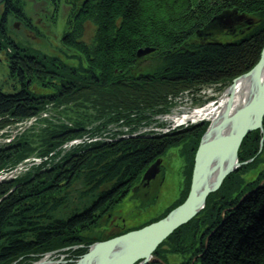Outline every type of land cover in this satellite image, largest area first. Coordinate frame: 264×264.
Here are the masks:
<instances>
[{
    "label": "trees",
    "instance_id": "1",
    "mask_svg": "<svg viewBox=\"0 0 264 264\" xmlns=\"http://www.w3.org/2000/svg\"><path fill=\"white\" fill-rule=\"evenodd\" d=\"M19 1L5 0L0 18V51L6 53L10 78L20 86L13 95L0 92V129L37 115L47 103L93 108L95 122L110 119L111 113L128 120L135 112L143 119L145 113L167 111L166 97L178 90L229 85L257 64L264 46V0H88L63 41L78 53L71 58L76 62L67 66L56 57H33L23 52L8 36L7 18L21 11ZM225 12L242 16L243 24L252 22L249 30L248 25L238 28L236 24L234 40L223 37L199 42L196 34L208 32L212 19ZM87 23L95 29L88 45L77 42ZM141 48L156 50L152 54L155 66L149 73H138L135 55ZM32 84L38 91L43 86L45 93H34ZM80 125L76 123L75 130L64 127L59 133H43L41 156L62 144L68 135L77 134L83 127ZM206 127L203 124L165 137L93 146L64 156L50 171L36 170L23 176L13 187L1 185L0 264H12L19 258L31 264L46 253L83 245L67 253L70 260H77L93 243L85 231L126 197L150 164L173 150L182 161L183 195L156 220L164 218L188 194L194 155ZM262 137L264 140V119L263 134H249L239 149L240 162H253L228 176L207 198L204 210L176 230L164 246L193 244V249L198 247L196 254H202L199 264H264V187L238 204L264 179V146L259 151ZM25 140L0 151V170L34 151ZM5 158L11 160L10 166L3 162ZM77 180L84 183L86 204L69 217H56L58 208L68 203L67 190ZM14 187L16 192L6 195ZM59 194L64 196L58 198ZM231 206L233 210L222 215ZM199 220L204 229L197 242H189L187 237L193 234L192 227L198 228Z\"/></svg>",
    "mask_w": 264,
    "mask_h": 264
},
{
    "label": "water",
    "instance_id": "2",
    "mask_svg": "<svg viewBox=\"0 0 264 264\" xmlns=\"http://www.w3.org/2000/svg\"><path fill=\"white\" fill-rule=\"evenodd\" d=\"M2 1L0 0V3ZM240 20L234 14L225 13L214 18L212 22L215 23L214 26L217 29L230 30ZM153 51L150 48L139 49L136 52V58H142ZM248 74L252 78V83L243 85L244 78L241 77L236 90L228 89L216 108L203 107L202 110L175 117L177 122L185 121L190 116L194 118L203 116L213 120L204 134L195 156L191 186L186 201L165 219L159 222L156 220L139 232L132 231L127 235L93 242L87 246V250L91 246L88 253L83 254V257L80 256L79 258H82L74 264H136L137 260H140L139 264H146L147 261L148 263L157 261V256H152V253L168 235L187 224L201 209L203 210L207 196L212 192L214 193L221 186L223 180L236 171L239 161L238 150L243 139L249 133L262 129L264 117V48L258 64ZM235 83L236 81L233 82V84ZM237 90H241V94H237ZM231 93H235V100H231ZM223 99H227V102H223ZM160 123H162L161 118ZM91 127L93 130L90 134L68 138L56 146V151L48 152L44 156H41L39 152L22 158L21 161L24 162L18 168L16 167L13 172H7L6 168L3 169L2 174H0V183L23 177L35 167H39L41 171L49 169L51 168L50 164L52 167L58 164L57 162L64 158L71 147L80 146L87 139L96 136L120 133L123 130V124L117 119L93 124ZM72 142L73 146H71ZM9 164L6 165L10 166ZM160 164L161 161L157 160L145 172L141 184L147 185L159 175ZM74 247L77 249L84 248L83 245ZM55 253L56 251H52L44 254L34 264H59L55 262L59 260L68 261L64 257L61 258L62 255ZM12 264L28 263L14 261ZM65 264L69 263L65 262Z\"/></svg>",
    "mask_w": 264,
    "mask_h": 264
},
{
    "label": "rangeland",
    "instance_id": "3",
    "mask_svg": "<svg viewBox=\"0 0 264 264\" xmlns=\"http://www.w3.org/2000/svg\"><path fill=\"white\" fill-rule=\"evenodd\" d=\"M26 5L28 7L30 6L28 2L26 3ZM27 14L28 16H31L30 17L31 20L34 19V12L29 10ZM18 19L21 18L19 17ZM60 21L61 19H59V21L57 20L56 25L53 26L52 20H49L47 22L49 28L48 29L46 28L44 32H39L44 37L45 35H49L51 30L52 36L49 37L45 36L46 38L43 39L45 43L36 42L33 41L32 38L25 37L20 28V25H18L17 32H14L15 30H13L14 32L13 35L16 45L18 46L19 49L27 51V53L31 56H36V57L43 56L49 58L56 56L62 61L63 60L68 62L72 61L71 58L73 55L70 52H67L64 49L63 50L58 49V46L60 45L58 41L59 40L58 34L60 31V27L62 25ZM10 24H12V21L10 22ZM91 35H93V29L90 26H87L85 28L84 40L85 41L89 40ZM154 66H155L154 60L151 58H147L146 60L140 63L139 66L140 72L138 71V73L139 74L149 73L154 69L153 68ZM31 87H36V85L32 84ZM39 87H40V91H37L36 94H44L45 93L43 91L44 87L43 86H39ZM18 91H19L18 83L14 79L10 78L8 74L6 55L5 53H0V92L4 95H12L17 93ZM218 91L219 90L215 91L212 86L210 87L204 86L202 90L200 86H195L190 90L181 89L178 90V92L169 94L166 97L168 104L167 107L170 108L176 104H178V106H182L181 103H184L186 107H204L206 104L204 100H206L207 97H212L213 98L212 100H215V98L220 95ZM177 95L181 97V99H179ZM55 106L56 105L54 103L45 104L43 106V109L39 112L40 113L39 117H37L36 118L37 120L34 121L33 123H31L33 121L32 120L29 123H25V124L13 123L5 126L4 128H1L0 146L4 144L2 149L5 150L8 142L11 140L12 143L15 144L19 141L27 142L25 140L27 139L29 140L28 143H30L31 146L34 148V151L28 154V156H31L39 152L40 154H42L43 148L40 145L39 140L45 134V132L54 130V132L59 133L61 132L60 130H63L64 127L67 128L68 130H75L76 129L75 124L82 123V125L80 126L83 127L78 129V133L72 136L68 135L66 137V139H68V138L90 134L91 131L93 130V128L91 127V125L93 124L118 119L116 118V114L114 116V113H111L109 116L110 119H100L97 122H95L93 118L96 117V113L95 110H93V108L88 109L86 107H82V109H80L73 106L72 108H68L65 111L59 112L56 110H52L53 108H55ZM205 125L208 127V124ZM98 144L99 143H96L94 146H98ZM263 146H264V140L262 144L261 143L259 144L260 152L263 150ZM53 151H56V147H54L52 150L48 152H53ZM172 151L173 150L169 151L163 158L164 160L162 162L163 172L161 177L163 183L157 197L154 198L155 202L151 203L150 199L148 200L141 199L132 202V200L123 198L120 201V204L119 205L117 204L118 206L115 207L114 210L112 211V215L114 216L112 217V219L108 215H105L98 221V223L95 226H93V228H91L89 231L88 230L85 231V234L87 233L88 240L91 239L93 242L101 241L102 238L101 234L103 233V231L106 230V227L109 228V227H113L114 225L120 224V225H124V228H129V227L133 228L142 223L147 222L150 219L159 217L166 210V208L170 203H172L173 201H177L183 195V193H180L181 191H179L180 189L183 190L184 187V183H182L183 177L181 174L182 161L179 159L177 152L175 151L172 152ZM49 169L42 170V172H46ZM15 181L16 179L10 180L8 182H3L0 183V186L4 185V187H6V184H9V186L12 185L13 187ZM69 190L70 192H68V194L66 195V197L68 198V203L66 205L62 204L60 208H58V210L55 213L56 217L60 218V216L64 214L66 217H69L74 212L77 211L78 206L81 207L86 204L83 196V192L85 191L84 183L77 180L75 183L71 185V187L67 191ZM218 190L219 189L215 190L214 192H217ZM9 191L11 192V194H14L16 192V189L14 190L10 189ZM211 194H209L207 198ZM249 194L250 193L248 192L247 194L245 193L240 198L239 201H243L245 197H247ZM153 195H154L153 192L149 191V197H152ZM62 196L64 195L59 194L58 198ZM206 201L207 199L205 200L203 210L206 206L207 203ZM232 210L233 208L231 206L223 210L222 215ZM199 214L200 213H198L197 215ZM197 215L193 219H195ZM116 218L117 221H114ZM196 224L197 225L200 224V225L198 226V228L195 226L192 227V230L191 229L190 230L193 234H190L187 237L188 241L192 243L195 241L197 242L199 240L198 238L201 235L202 230L204 229V225H202V222L200 220ZM120 230H124V229L118 227L117 229L112 231L119 232ZM99 232L102 233L98 235L97 233ZM97 238H99V240ZM203 243H204L203 248L205 249L206 241L204 240ZM184 244L185 243L181 242L180 244L174 245L172 247H170L168 244L166 246L162 244L161 246H159L160 249L158 251L159 255L157 256V261L150 262L148 264H186L187 262L190 264H198L196 259L199 260L202 257V254H196L198 247L193 249V244H191L183 248ZM154 256L156 255L154 254Z\"/></svg>",
    "mask_w": 264,
    "mask_h": 264
},
{
    "label": "bare ground",
    "instance_id": "4",
    "mask_svg": "<svg viewBox=\"0 0 264 264\" xmlns=\"http://www.w3.org/2000/svg\"><path fill=\"white\" fill-rule=\"evenodd\" d=\"M74 23H75V21H70V22H68V26H73L74 25ZM85 28V27H84ZM60 44V43H59ZM61 48V46H58V49H60ZM69 50H71V48H67L66 49V51H69ZM63 63H65L67 66L68 65H70V64H72V63H74V62H76V60H72V61H70V62H68V61H65V60H63L62 61ZM241 77H243L244 78V81H243V85H246V84H249V83H252V78H251V76L248 74H245V75H242V76H239V77H237V78H235V80L234 81H236V83L235 84H233V85H231V87L229 88L230 90H233V91H235L236 90V88H237V85H238V83H239V80H240V78ZM215 86H217V87H220V85L219 84H214ZM237 94H241V90H237ZM231 100H235V93H231ZM220 101V100H219ZM223 102H227V99H223ZM217 104H218V102L217 103H210V104H207V106H205L204 108H216V106H217ZM29 119V118H28ZM18 122H20V121H17V122H15V123H18ZM7 126V125H6ZM3 145L4 144H2L1 146H0V151H2V150H4V149H2L3 148ZM12 145H13V143H12V140L11 141H9L8 142V144H7V146H6V148L5 149H7V148H11L12 147ZM10 159H8V158H5L4 160H3V162L5 163V164H9L10 163ZM238 167H237V170H239L240 168H241V164H242V162H240V161H238ZM237 164H236V166H237ZM52 168H50L48 171H50ZM2 171L3 170H0V174H2ZM22 179V177H20V178H16V181L15 182H18V181H20ZM8 182V181H7ZM17 187V186H16ZM15 188H12V190H14ZM9 194H11V192L10 191H8V193L6 194V195H9ZM5 198V197H4ZM3 198V199H4ZM207 199V198H206ZM205 199V200H206ZM121 201V200H120ZM120 204V202H118V205ZM117 204H116V206H114L112 209H110L108 212H107V214L106 215H108L111 219H112V217H114L113 215H112V211L114 210V208L115 207H117L118 206ZM104 216V215H103ZM114 221H117V218L114 220ZM154 221H156V218H153V219H150V220H148L147 222H145V223H142V224H140V225H138V226H136V227H133V230L132 231H135V232H139V231H141L142 229H144L145 227H147L148 225H150L151 223H153ZM122 228V229H124V230H120L119 232H116V231H112V230H115V229H117V228ZM130 228V227H129ZM129 228H124V225H120V224H117V225H114L113 227H106V230L105 231H103V233L102 232H99V233H97L98 235L100 234V233H102L101 234V240H105V239H110V238H114V237H119V236H123V235H127L128 233H129ZM111 231V232H110ZM110 232V233H109ZM175 232V231H174ZM173 232V233H174ZM172 233V234H173ZM172 234H170V235H168L167 236V238H165L161 243H160V245L163 243V242H165V240L166 239H168ZM87 237V236H86ZM86 237L84 236L83 237V239H86ZM175 243L176 242H173L171 245H170V247H172V246H174L175 245ZM71 247V246H70ZM66 248H69V247H66ZM159 247H157L156 248V250L158 249ZM63 249H65V248H63ZM155 250V251H156ZM155 251H154V253H155ZM152 256H154L153 255V253H152ZM200 260V259H199ZM198 259H196V261L198 262L199 261ZM15 261H23V258H19V259H17V260H15ZM140 260H137L136 261V264H139L140 262H139ZM150 263V262H149ZM135 264V263H134ZM146 264H148V261H147V263ZM199 264V263H198Z\"/></svg>",
    "mask_w": 264,
    "mask_h": 264
},
{
    "label": "flooded vegetation",
    "instance_id": "5",
    "mask_svg": "<svg viewBox=\"0 0 264 264\" xmlns=\"http://www.w3.org/2000/svg\"><path fill=\"white\" fill-rule=\"evenodd\" d=\"M31 11L35 12L37 28H46L49 20L58 19L74 21L88 0H26ZM31 34V30L25 28ZM34 38V37H33Z\"/></svg>",
    "mask_w": 264,
    "mask_h": 264
}]
</instances>
